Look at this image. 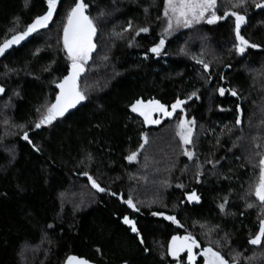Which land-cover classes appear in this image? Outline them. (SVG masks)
Returning <instances> with one entry per match:
<instances>
[{
    "label": "trees",
    "instance_id": "trees-1",
    "mask_svg": "<svg viewBox=\"0 0 264 264\" xmlns=\"http://www.w3.org/2000/svg\"><path fill=\"white\" fill-rule=\"evenodd\" d=\"M74 2L58 0L48 28L0 55V264H66L69 256L88 264H188L186 253L167 255L171 238L185 235L199 245L193 264H204L200 253L209 246L227 264H264V245L247 243L264 219L250 192L264 154V9L248 4L241 35L259 47L237 54L232 17L164 35V0H85L97 21L95 51L77 82L87 98L37 129L68 72L62 27ZM218 3L222 16L226 0ZM45 11V0H0V43ZM145 26L149 32L137 34ZM162 36L154 56L148 49ZM132 39L145 51L131 50ZM177 99L186 101L183 112L151 113L159 124L131 111L137 100L170 111ZM180 116L194 121L192 144L176 135ZM83 172L106 191L80 179ZM193 192L199 204L186 201ZM129 197L138 211L123 203Z\"/></svg>",
    "mask_w": 264,
    "mask_h": 264
},
{
    "label": "snow or ice",
    "instance_id": "snow-or-ice-1",
    "mask_svg": "<svg viewBox=\"0 0 264 264\" xmlns=\"http://www.w3.org/2000/svg\"><path fill=\"white\" fill-rule=\"evenodd\" d=\"M45 3L46 11L42 15L34 17L32 22L26 25L24 31L16 32L11 38H6L3 43H0V55H3L6 49L14 44H19L32 33H36L40 29L48 27L49 22L53 19L54 12L57 10L58 0H45ZM249 3L257 9H264V0H226L225 10L221 16L217 14L218 0H164L163 15L167 19V28L164 30V35L170 33L174 24L177 27H190L191 25L199 24L204 20L207 24L211 25L218 20L232 17L235 21V27L233 29L235 33V52L237 54H243L247 48L255 49L259 47L257 44L250 43L248 39L241 35V25L246 22L247 6ZM87 8L88 4L85 0H75L73 6L67 11L64 17L62 40L63 49L66 52L67 60L69 61L68 72L67 75L56 83V88H58L59 91L55 96V102L48 105L45 111L40 114L38 121L35 122V128L37 129L42 126L51 125L58 117H63L69 109L75 108L81 103V101H84L87 98L86 94L79 89L77 83L80 74L84 71V65L88 62L90 54L96 47L93 42V37L97 33V21L89 14H86ZM239 10H243V13ZM104 15V11L100 10L99 17H103ZM131 27L132 25L129 23L128 28ZM128 28L124 29V31H127ZM148 32L149 28L147 26L141 27L137 30V34ZM164 44L165 40L162 36L158 43H155L148 49V52L152 53L154 56H160ZM145 58H147V56H145ZM196 63L202 64L203 70L208 72L209 65L207 63H204L202 60H196ZM221 79H223V77H221ZM4 92L5 89L0 87V94H3ZM218 92L223 96L225 94V89L219 88ZM230 94L232 96H238L235 90H231ZM194 96H196L195 92L191 93L188 99H191ZM184 103H186V101L177 99L175 103L171 105L172 111H168L166 110L165 105L159 103V101L152 100L144 103L141 100H137L131 105V111L142 116L145 124H159V119L151 118L152 112L158 111L163 113L165 117H171L177 108H180L181 112L184 111L183 107H181ZM37 111L39 112L40 110L37 109ZM237 112H240L239 105H237ZM193 124L194 121H185L183 116L178 118L176 135L179 137L182 145L192 144L193 128L191 125ZM236 124H241L239 116L236 119ZM22 138L31 143L27 133H25ZM141 138L145 139L143 134ZM141 147H143V145H141ZM183 155L189 160L193 159V153L187 150L183 152ZM259 155V180L258 183L250 186V192L260 202V205L264 206V154ZM126 159L129 162L134 161L136 159V153H131ZM209 163H211V161H209ZM197 168H199V165H197ZM82 175L87 177V180L93 189L101 193L106 191V189L101 187L87 172H83ZM196 175L197 182H199V171H197ZM177 186L182 187L181 185ZM113 195L115 194L113 193ZM186 198L189 202L193 200H196L197 202L199 201L195 192L188 194ZM225 200H227V198H225ZM123 203H126L128 208L133 209V211L139 210L131 197L123 201ZM246 207L252 208L254 205L251 202H246ZM220 209L221 211H224L223 204L220 205ZM151 215H160L163 216L165 220L171 221L173 224L177 223L176 218L171 215H164L163 213L157 212H152ZM122 222L129 225L131 231L136 233L137 236L140 235L135 223L133 220L129 219L128 216H124ZM49 227H52V225H49ZM209 231H211V229H209ZM141 243H143V240H141ZM247 243L251 246L264 245V219L259 221L258 230L254 236L249 237ZM194 247H199V245L191 235H185L183 237L173 236L168 245L167 255L175 259L181 252L186 251L188 264H192L195 258L193 254ZM145 251H147V249H145ZM200 255L204 257L205 264H227L220 251L213 250L210 246L203 248ZM66 264H88V262L83 258L69 256Z\"/></svg>",
    "mask_w": 264,
    "mask_h": 264
},
{
    "label": "rangeland",
    "instance_id": "rangeland-1",
    "mask_svg": "<svg viewBox=\"0 0 264 264\" xmlns=\"http://www.w3.org/2000/svg\"><path fill=\"white\" fill-rule=\"evenodd\" d=\"M217 7H219V3H218V6ZM217 14H218V11H217ZM164 19H165V22H164V30H165V28H167V19H166V17L164 16ZM202 22H205L204 20H202L200 23H202ZM50 23H51V21L49 22V25H50ZM199 23V24H200ZM49 25H48V27H49ZM195 25H198V24H193V25H191L190 27H177V26H175V24L173 25V29L170 31V32H175V31H178V30H182V29H188V28H191L192 26H195ZM47 27V28H48ZM44 29H46V28H44ZM41 30H43V29H40L38 32H40ZM38 32H36V33H38ZM36 33H32L31 35H34V34H36ZM30 35V36H31ZM47 41H49V38H47ZM129 48L131 49V50H134V51H136V52H138V53H142L143 51H145L144 50V48H143V46L142 45H140L139 43H137L135 40H131L130 42H129ZM61 50H62V54H63V57L67 60V54H66V52L64 51V49H63V40H62V45H61ZM94 51H95V49H94ZM94 51L90 54V58H89V60H88V62L90 61V59H91V56H92V54L94 53ZM67 62L69 63V61L67 60ZM87 62V63H88ZM86 63V64H87ZM85 64V65H86ZM84 65V66H85ZM137 115H138V113H136ZM197 249H198V247H194L193 248V254H194V260H193V262H192V264L197 260V256H196V253H197ZM184 253H186V255H187V252L186 251H184V252H181L180 254H184ZM179 254V255H180ZM201 257H202V259H203V261H204V257L202 256V255H200ZM187 261H188V259H187ZM204 264H205V262H204Z\"/></svg>",
    "mask_w": 264,
    "mask_h": 264
},
{
    "label": "water",
    "instance_id": "water-1",
    "mask_svg": "<svg viewBox=\"0 0 264 264\" xmlns=\"http://www.w3.org/2000/svg\"><path fill=\"white\" fill-rule=\"evenodd\" d=\"M185 105V103L181 106V107H183ZM170 111H172V109L170 110ZM177 112H180V108H177L176 110H175V112H173V114H172V116L175 114V113H177ZM80 177V179H87V177L86 176H84V175H81V176H79ZM121 200V199H120ZM186 201L187 202H189L188 200H187V198H186ZM200 203V201H196V200H193V201H191V202H189V204L190 205H196V204H199ZM127 205V204H126ZM127 208H128V206H127ZM128 209H130V208H128ZM131 210H133V209H131Z\"/></svg>",
    "mask_w": 264,
    "mask_h": 264
},
{
    "label": "flooded vegetation",
    "instance_id": "flooded-vegetation-1",
    "mask_svg": "<svg viewBox=\"0 0 264 264\" xmlns=\"http://www.w3.org/2000/svg\"><path fill=\"white\" fill-rule=\"evenodd\" d=\"M156 113H160V112H158V111H155ZM152 113H154V112H152Z\"/></svg>",
    "mask_w": 264,
    "mask_h": 264
}]
</instances>
